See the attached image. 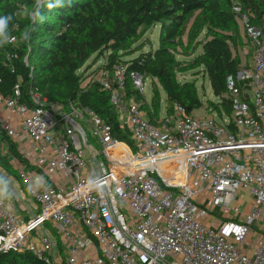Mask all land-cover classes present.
<instances>
[{
	"label": "built area",
	"instance_id": "1",
	"mask_svg": "<svg viewBox=\"0 0 264 264\" xmlns=\"http://www.w3.org/2000/svg\"><path fill=\"white\" fill-rule=\"evenodd\" d=\"M232 11L249 45L226 81L229 113L175 104L156 117L145 100L149 114L126 93L129 78L143 94L141 75L119 63L91 73L109 52L84 81L109 92L131 142L88 106L0 93V131L21 157L0 194L1 250L45 264H264V33L241 0ZM24 189L30 217L14 205Z\"/></svg>",
	"mask_w": 264,
	"mask_h": 264
},
{
	"label": "trees",
	"instance_id": "2",
	"mask_svg": "<svg viewBox=\"0 0 264 264\" xmlns=\"http://www.w3.org/2000/svg\"><path fill=\"white\" fill-rule=\"evenodd\" d=\"M253 24L264 33V0H241ZM52 5V7H49ZM32 14H35L33 16ZM0 16H10L6 32L8 42L0 44V93L11 94L16 85L21 100L30 103L31 91L47 98L49 103L68 109L79 103L94 109L113 127L114 136L129 141L120 128V115L110 102L109 92L96 81H84L80 71L92 55L97 58L109 52L107 64L96 68L111 69L116 64L127 66V76L135 72L152 79L151 105L154 116L160 114L159 85L167 98L166 109L183 105L188 113L203 106L194 84L181 83L177 73L185 71L178 55H188L183 42L184 28L195 16L190 28L191 39L205 30L201 42L203 53L197 56L203 66L212 92L219 103L207 100V108L219 113L230 112L226 81L239 72L242 61L238 53L239 25L232 11V0H0ZM160 26L159 46L123 59V51L145 29ZM15 37L10 42V37ZM243 38V37H242ZM244 39V38H243ZM242 39V41H243ZM243 49L248 46L244 39ZM244 51V50H243ZM129 99L142 103L150 114L144 95L127 80ZM8 149L4 155L3 149ZM20 157L16 145L0 131V181L4 174L13 175L10 158ZM27 192L26 189H24ZM0 264H45L30 252L0 249Z\"/></svg>",
	"mask_w": 264,
	"mask_h": 264
},
{
	"label": "rangeland",
	"instance_id": "3",
	"mask_svg": "<svg viewBox=\"0 0 264 264\" xmlns=\"http://www.w3.org/2000/svg\"><path fill=\"white\" fill-rule=\"evenodd\" d=\"M43 0H39V3H42ZM35 16V14H32ZM194 17L190 19V21L187 23V25L184 28V34H183V42L186 46L185 51L188 53V55H178V59L183 62V67L186 68L183 72H178L177 77L178 80L183 83H190L194 84L195 87L198 90V94L200 98L203 101V107L199 110L195 111V114L197 116L205 114L206 110L205 107L207 106V100L212 101H218V98L214 96L208 77L204 71L203 66H198L197 62V56L203 53V48L201 42L204 41L205 38V30L202 31V33L198 36L196 39H191L190 36V28L193 24ZM159 32H160V26L154 25L148 29H145L143 31H140L139 35L132 40L125 51L123 53V59L128 60L136 55L139 54V52H136L134 54L128 55L130 52H133L137 50L138 48H141L142 52H149L154 51L159 46ZM8 36L9 34L5 31L3 36H0V44L8 42ZM242 31L239 29V46L238 49L234 50V53H238L240 56V59L242 61L245 60V53L243 49L242 42L244 39L242 38ZM243 39V41H242ZM104 62V57H98L94 54L92 55L89 60L86 62L84 67L89 64H94V67L99 66ZM144 80V86H143V95L145 97V100L147 103L151 104L152 99V79L148 76H141ZM159 95H160V101H161V116L164 117L166 115V106H167V95L164 91V89L159 85ZM216 119L219 118L216 116ZM124 120V119H123ZM4 155H6V150L3 149ZM251 200V199H250ZM249 200V201H250ZM247 205V203H246Z\"/></svg>",
	"mask_w": 264,
	"mask_h": 264
},
{
	"label": "crops",
	"instance_id": "4",
	"mask_svg": "<svg viewBox=\"0 0 264 264\" xmlns=\"http://www.w3.org/2000/svg\"><path fill=\"white\" fill-rule=\"evenodd\" d=\"M4 177H5L4 178V182L6 184V174H4ZM11 183H12V185L15 188H18V183L15 181V179H13L11 181ZM6 186L7 185H3V182L0 181V194L5 195V196H6ZM24 192H25V190H24ZM23 201L24 202H21L19 204H17V203L15 204L14 203V205H15L16 209H18V211L21 213L22 216L30 217L31 216L30 214H32L33 211H34V205H33L32 201H31V199L29 198V196L26 195V192L24 194Z\"/></svg>",
	"mask_w": 264,
	"mask_h": 264
},
{
	"label": "clouds",
	"instance_id": "5",
	"mask_svg": "<svg viewBox=\"0 0 264 264\" xmlns=\"http://www.w3.org/2000/svg\"><path fill=\"white\" fill-rule=\"evenodd\" d=\"M49 7H52V5H49ZM10 19V16H0V36L4 35Z\"/></svg>",
	"mask_w": 264,
	"mask_h": 264
}]
</instances>
